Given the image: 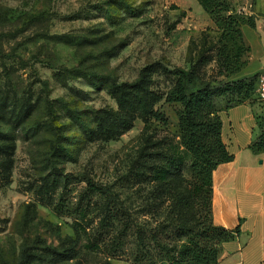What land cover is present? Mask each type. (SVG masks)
I'll return each mask as SVG.
<instances>
[{
  "label": "rangeland",
  "instance_id": "obj_1",
  "mask_svg": "<svg viewBox=\"0 0 264 264\" xmlns=\"http://www.w3.org/2000/svg\"><path fill=\"white\" fill-rule=\"evenodd\" d=\"M229 1L239 13L253 5ZM210 24L196 0H0V130L16 139L11 177L0 181V264H134L137 240L122 221L98 237L103 213L110 202L141 228L156 225L147 210L151 192L133 186L128 173L147 138L179 141L181 107L162 103L167 125L138 120L110 142L88 141L79 122L117 107L109 81L134 82L154 63L189 68L216 41ZM215 71V62L203 68L207 76ZM157 82L162 91L171 84ZM55 176H67L68 189L45 194ZM89 180L112 196L91 195L82 220ZM61 196L66 209L58 212ZM72 243L71 260L56 262L45 250L61 253Z\"/></svg>",
  "mask_w": 264,
  "mask_h": 264
},
{
  "label": "trees",
  "instance_id": "obj_2",
  "mask_svg": "<svg viewBox=\"0 0 264 264\" xmlns=\"http://www.w3.org/2000/svg\"><path fill=\"white\" fill-rule=\"evenodd\" d=\"M196 1L216 29L217 38L209 50L201 53L189 68H170L154 63L141 70L134 82L109 81L108 93L117 107L96 111L91 124L79 122L88 141L110 142L131 131L138 120L146 128L155 122L167 125L160 109L162 103L181 107L179 141L168 143L164 138H147L128 173L133 186L151 192L147 210L153 213L156 225L150 230L143 229L134 223L127 210L117 205L111 208L110 202L103 213L98 237L103 238L110 227L122 221L125 234L134 235L137 240L134 264H218L224 244L238 240L241 235L240 226L229 230L214 224L213 173L220 165L234 160L223 140L220 114L260 102L256 98L259 75L238 78L248 65L251 51L242 28L254 29L256 22L254 16L234 10L229 0ZM255 2L253 0V5ZM116 5L119 3L113 2L110 8L114 9ZM206 40L204 46L209 44ZM212 62L216 64V71L210 76L203 74V68ZM161 77L171 81L165 91L157 88ZM1 115H5L2 106ZM12 115L14 121H21L20 112L14 111ZM255 118L257 134L249 149L260 155L264 153V113H256ZM15 141L9 133L0 130L2 182H8L11 177ZM58 156L64 158L66 154ZM68 184L67 176H55L44 187L45 194H55L58 189L66 191ZM88 184V193L79 202L82 220L87 216L91 195L106 199L112 196L98 184L90 180ZM63 201L62 196L59 197L55 206L58 212L66 209ZM85 202L86 208L82 206ZM76 247L72 243L61 253L56 249L45 250L56 262H63L75 257Z\"/></svg>",
  "mask_w": 264,
  "mask_h": 264
},
{
  "label": "crops",
  "instance_id": "obj_3",
  "mask_svg": "<svg viewBox=\"0 0 264 264\" xmlns=\"http://www.w3.org/2000/svg\"><path fill=\"white\" fill-rule=\"evenodd\" d=\"M241 10L255 17L256 26L242 28L251 51L239 79L264 70V0ZM256 113V105L245 104L220 114L223 140L234 160L213 173V221L229 230L240 226L241 235L224 244L218 264H264V153L249 149L257 134Z\"/></svg>",
  "mask_w": 264,
  "mask_h": 264
},
{
  "label": "built area",
  "instance_id": "obj_4",
  "mask_svg": "<svg viewBox=\"0 0 264 264\" xmlns=\"http://www.w3.org/2000/svg\"><path fill=\"white\" fill-rule=\"evenodd\" d=\"M257 98L264 103V70L259 74L257 85Z\"/></svg>",
  "mask_w": 264,
  "mask_h": 264
}]
</instances>
